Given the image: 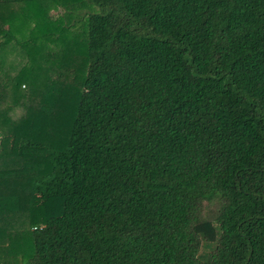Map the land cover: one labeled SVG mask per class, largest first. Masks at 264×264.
Here are the masks:
<instances>
[{
    "label": "trees",
    "instance_id": "16d2710c",
    "mask_svg": "<svg viewBox=\"0 0 264 264\" xmlns=\"http://www.w3.org/2000/svg\"><path fill=\"white\" fill-rule=\"evenodd\" d=\"M5 256L264 264V0H0Z\"/></svg>",
    "mask_w": 264,
    "mask_h": 264
},
{
    "label": "crops",
    "instance_id": "0c3cea01",
    "mask_svg": "<svg viewBox=\"0 0 264 264\" xmlns=\"http://www.w3.org/2000/svg\"><path fill=\"white\" fill-rule=\"evenodd\" d=\"M2 264H18L17 256H5Z\"/></svg>",
    "mask_w": 264,
    "mask_h": 264
},
{
    "label": "rangeland",
    "instance_id": "374dc122",
    "mask_svg": "<svg viewBox=\"0 0 264 264\" xmlns=\"http://www.w3.org/2000/svg\"><path fill=\"white\" fill-rule=\"evenodd\" d=\"M51 10H52V15L54 17H57V16L59 17L65 13V9L62 7H57L56 9L52 8Z\"/></svg>",
    "mask_w": 264,
    "mask_h": 264
}]
</instances>
